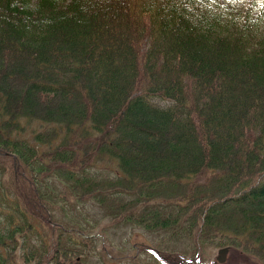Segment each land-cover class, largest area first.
I'll use <instances>...</instances> for the list:
<instances>
[{
    "label": "trees",
    "instance_id": "1",
    "mask_svg": "<svg viewBox=\"0 0 264 264\" xmlns=\"http://www.w3.org/2000/svg\"><path fill=\"white\" fill-rule=\"evenodd\" d=\"M219 6L0 0V264L264 263V34Z\"/></svg>",
    "mask_w": 264,
    "mask_h": 264
},
{
    "label": "rangeland",
    "instance_id": "2",
    "mask_svg": "<svg viewBox=\"0 0 264 264\" xmlns=\"http://www.w3.org/2000/svg\"><path fill=\"white\" fill-rule=\"evenodd\" d=\"M217 1L219 2L221 6V10L224 12L225 16L228 17H238L242 15L244 12H246L248 9L251 10L253 15H257L261 19V26H260L261 30L259 33L264 34V0H217ZM31 126L38 127L39 124L37 122L31 124ZM0 151L2 150L0 149ZM6 153L7 152H4V155H6ZM108 225L109 223L105 220L103 222V226L106 227ZM106 230L110 232L111 235H113V238L116 241L126 240L127 242H136V243L141 242L142 245L146 247L147 246L151 247L153 244H155V242L161 243V241L157 240L154 237V234H152L154 231L147 232L140 227L133 226L130 224H126V225L122 224L114 229L112 227L111 228L107 227ZM106 245L107 243H105L104 241H99L97 243V246L95 247V250L97 249V254H94L95 257L92 258L94 261H98V258L101 257L103 258L102 250L105 248ZM182 246L185 249L182 250V252H187V254H190L188 253L191 250L189 244L184 242ZM201 248L203 249H201L202 251L200 252V254H199L200 249L197 251V253L200 256V264H217V263L218 264H264L259 260V258L254 256L253 254L242 251L241 249L238 248H231V247L228 248L225 261L219 263L216 260L219 254L220 247L202 246ZM112 251L116 253L117 249L114 248L112 249ZM142 256H145V254H143ZM188 256L189 255L185 257L188 258ZM119 258L121 259L122 257ZM172 262H174L173 259ZM87 264H95V263L89 261V263ZM96 264H102V263L96 262Z\"/></svg>",
    "mask_w": 264,
    "mask_h": 264
},
{
    "label": "water",
    "instance_id": "3",
    "mask_svg": "<svg viewBox=\"0 0 264 264\" xmlns=\"http://www.w3.org/2000/svg\"><path fill=\"white\" fill-rule=\"evenodd\" d=\"M227 252H228V247H223L219 250V254L217 256V260L219 262H224L225 259H226V255H227Z\"/></svg>",
    "mask_w": 264,
    "mask_h": 264
}]
</instances>
